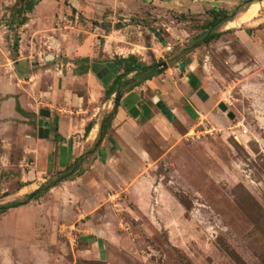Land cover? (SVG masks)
Segmentation results:
<instances>
[{"label":"rangeland","instance_id":"1","mask_svg":"<svg viewBox=\"0 0 264 264\" xmlns=\"http://www.w3.org/2000/svg\"><path fill=\"white\" fill-rule=\"evenodd\" d=\"M34 1L38 7L27 12ZM245 1L225 3L224 16L236 12L234 19L193 51L188 49L204 37L210 19L180 14L186 7L173 0L167 5L158 0H15L0 13V85L10 91L4 94L12 99L8 108L19 114L16 131L43 119L40 109L85 116L66 100L57 103L55 95L35 91L56 93L62 89L58 80L67 79L70 90L90 87L103 95L107 87L91 72L93 62L131 58L138 67H148L186 50L161 75L182 61L196 63L210 95L189 131L175 123L178 134L165 144L152 130L139 135L151 161L146 186L131 191L117 188L108 173L106 158L117 149L110 123L101 145L82 157L74 175L26 205L0 212V264H264V0ZM252 6L259 7L257 17L238 22ZM25 57L26 70L37 75L31 88L13 75L18 63L11 59ZM88 72L93 79L84 75ZM183 73L172 74L171 80L181 89ZM94 78L99 85L92 84ZM101 95L89 97L93 107L87 111L91 115L101 106L95 117L99 127L114 104V94L109 99ZM185 103L180 101L181 110ZM5 134L0 132V206L26 201L68 173L78 159L61 169L53 159V167L44 169V149L34 161L24 155L21 135ZM98 136L99 130L81 156ZM29 172L33 178L26 183L33 186L22 189L25 184L18 179ZM99 239L100 255L91 246Z\"/></svg>","mask_w":264,"mask_h":264},{"label":"crops","instance_id":"2","mask_svg":"<svg viewBox=\"0 0 264 264\" xmlns=\"http://www.w3.org/2000/svg\"><path fill=\"white\" fill-rule=\"evenodd\" d=\"M12 1L0 0L1 14L7 12V6H9ZM173 1L178 3V5L186 7V9H180V14H185L183 12L189 11L191 14L206 15L210 19V22L217 15H224L223 11L224 8H226L225 3H234V0ZM158 2L167 5L171 4L172 0H158ZM34 7L37 8L38 5L35 4ZM11 60L14 64L18 63L17 67H14L15 71L13 75L14 77H17L18 80L20 79V82L30 85L31 81L37 78L36 72L30 71L28 69L26 70V63L29 61L28 57H25L24 59L17 58L15 60L12 58ZM22 65L24 66L23 68H21ZM186 67L187 69H185ZM120 68L122 74V67ZM183 69L184 73L179 81L181 84H183L181 89L177 83L171 82V80L173 77L172 74L182 73ZM172 70L173 71L170 70L166 74H159L157 77L144 80L142 82L145 83L142 84V82H140L137 86L126 89L120 96L119 104L116 108L115 115L110 126L111 142L115 143L114 146H116L117 149L114 150L113 153L111 152L112 155L110 157L107 156L106 158V166L110 168V170L108 169V173H110L115 179L117 188L122 187L127 191H131L137 186L145 187L148 182L146 175L150 168L151 160L139 142L140 134H145L146 132H149V130H152L154 133L158 134L162 140V143L165 144L164 140L170 141L175 137V135L178 134L174 128L175 123L180 124L187 131L192 129L196 115H200L199 112L202 111L209 101L210 95L206 89L201 75L197 73L196 63L187 66L182 61L177 64V68L174 67ZM84 75L86 77L88 76V78L92 76L89 72L88 74ZM25 78H28L27 82L23 80ZM91 78L93 79V77ZM66 80L67 79H65V81L64 79H61L60 86L62 89L56 93L53 91L41 92L39 90L35 92L45 94V96L50 95V97L55 95L56 99H58L57 103H60L58 102L59 100H66L68 104H71L72 106H78L82 112H85L86 115L73 118L71 116H62L58 114L54 115V113L49 111L50 117L42 119L48 123L49 132L47 138H40L38 135L39 119L34 120L33 126L27 125L25 126L26 129H18V131H22L24 133H19L16 131L17 129L15 130L16 126L20 127L18 123H15V120L20 117L16 110H11L12 108H8V106H11L10 101L12 99L9 101V97L6 100V95L4 94H9L8 92L10 91H8L7 87L4 85H0V94L2 98V101L0 102V119H3L2 123L0 124V132H7L8 135L10 134L12 136L21 135L23 138L18 140L23 141L22 143L26 152L24 155L30 157L34 161L38 162V157L42 156V151L40 152L39 148L44 149L45 164H41V167L44 169L45 167H49L48 164H52L53 159L55 160V167L57 169H61L76 159V157L79 158L81 156V150L93 144L97 131L100 130L101 127V125L99 127V123L95 119L99 112H101V106L95 107V110H97L95 113H92L91 115L87 114V111L91 110V107H93L92 101L89 99V97L92 99H98L101 95L99 94V91H95L94 88L91 89L90 87H84V89H80L78 86L77 88L74 86L75 89L72 87L73 90H70L68 89V85H66ZM79 80L81 79L78 78V81ZM92 84L96 86L97 84L99 85V82L94 78ZM31 86L34 87L35 85H30V88ZM20 87L21 85L19 83V88ZM105 94L103 93L101 96L104 97ZM155 97L160 102H162V104L174 116V123H172L174 120L168 121L162 112L152 102ZM183 99L186 100L184 108L185 110H181L179 107L180 101ZM99 101L101 105L102 99ZM41 110L44 109H40L39 113ZM31 113L35 115L36 111H31ZM7 126H10V131H5L7 130L5 128H9ZM30 145H32V148H29L31 147ZM100 154L101 153H99L98 156ZM127 161H130L131 164H128ZM124 166L125 168H123ZM51 167L53 166L51 165ZM21 178L18 179V182H24L25 184L22 189L32 188L33 184L27 185L26 183L33 178L32 172L24 174V176H21ZM106 184L110 185L108 181ZM96 198L97 197H95V201H100V199ZM106 200L107 199L104 201ZM103 234L104 232H99L100 236H98L102 238ZM86 236H92L87 237L88 239H91L96 235L93 233ZM99 243H101L100 239L91 243L93 252L97 251V254H99L100 250Z\"/></svg>","mask_w":264,"mask_h":264},{"label":"water","instance_id":"3","mask_svg":"<svg viewBox=\"0 0 264 264\" xmlns=\"http://www.w3.org/2000/svg\"><path fill=\"white\" fill-rule=\"evenodd\" d=\"M254 0H249V1H245V3H252ZM261 1V0H260ZM239 9V7L236 8V10ZM236 15V12L233 13L230 16H223L221 19L217 20L204 34V37H202L200 40H198L196 43H194L189 49L188 51H193L194 49H196L197 47H199L200 44H202L205 40V38L209 37L211 34L214 33L215 29L217 27H219L220 25H223L224 23H229L230 21H232L234 19ZM151 31L154 33V36L162 43V45L166 46L167 43L164 41V39L161 37V35L156 32L155 29H151ZM181 54H178L176 57H174L173 59H168L167 61H162L161 63H156L153 67L154 70L156 71H147L145 73V75H141V76H132L129 79H127L126 81H119L117 86H116V90L114 93V104H113V108L111 113L104 119V121L101 124L100 130H99V136L98 139L96 141V143L94 144V146L92 147V149H90L88 152H86L84 155L80 156L75 163L73 164L72 168L70 169V171L68 173H66L65 175H63L61 178L57 179L55 182H53L52 184H50L49 186H45V187H40L38 189H36L35 191H33L32 193H30L27 196V200L23 201V202H15V203H10L7 205H1L0 206V212L6 211L8 209L11 208H15L18 206H22V205H26L28 203V201L33 200L37 195L41 194L44 191H49L51 188L56 187L59 183L66 181L68 178H70L72 175H74L79 167H80V158L81 157H87L90 154H93L96 149L101 145L103 139H104V135L106 134V130L109 127L112 119L114 118L115 115V111L116 108L118 107L119 104V99L120 96L122 94L123 91H125L126 89H128L129 87L135 85L136 83H138L139 81H144L149 77H152L153 74H161L164 71H166L167 69L170 68V62H172L173 60H178L180 59ZM169 63V64H168ZM91 72L94 74V76L101 82V84L104 87L109 86L115 79V77H117L118 75L121 74V68L113 61H106V62H93L91 64L90 67ZM61 84V79H59V85ZM156 107L162 112V114L166 117V119L168 121H173L174 120V116L170 113V111L162 104V102H160L156 97L153 99L152 101ZM219 109L223 112H227V108L226 106H224L223 104L219 105ZM39 115L41 116V118H49L50 117V113L47 110H41ZM228 117L230 119H233V115L232 113H228ZM48 123L46 121H43L42 119L39 120L38 122V135L40 138L44 137L47 138L48 137Z\"/></svg>","mask_w":264,"mask_h":264},{"label":"trees","instance_id":"4","mask_svg":"<svg viewBox=\"0 0 264 264\" xmlns=\"http://www.w3.org/2000/svg\"><path fill=\"white\" fill-rule=\"evenodd\" d=\"M35 4H36L35 1L29 3L26 6V11L27 12L32 11L33 8H34V6H35ZM20 12H22V9H20ZM219 17L220 16L217 15L215 18H213V20L208 24V26L211 27L219 19ZM25 20L27 21V18L22 20L21 25L26 22ZM206 29H208V27ZM215 37H217V34L213 33L209 37L205 38L204 42H207L208 40L213 39ZM115 63L119 67H123V73L120 74V75H118L117 77H115L114 81L109 86H107V88H106V94H105V97L106 98H110V96H112L115 93L116 86H117V84H118L119 81H122L126 76H128L131 73H133L138 68V66L133 63V61L131 60V58H128V59L120 58V59L115 60ZM149 78H147V79H149ZM140 82H142V81H139L138 83H136L135 85H133V86H131L129 88H133V87L137 86ZM80 160H82V157L80 158Z\"/></svg>","mask_w":264,"mask_h":264},{"label":"bare ground","instance_id":"5","mask_svg":"<svg viewBox=\"0 0 264 264\" xmlns=\"http://www.w3.org/2000/svg\"><path fill=\"white\" fill-rule=\"evenodd\" d=\"M258 10H259V7H257V6L250 7V9H248L242 16H240V19L238 22L246 23V22L252 21L253 19H255V17H257ZM236 23H233L231 28Z\"/></svg>","mask_w":264,"mask_h":264},{"label":"flooded vegetation","instance_id":"6","mask_svg":"<svg viewBox=\"0 0 264 264\" xmlns=\"http://www.w3.org/2000/svg\"><path fill=\"white\" fill-rule=\"evenodd\" d=\"M224 15H221L220 17H219V19H221L222 17H223ZM218 19V20H219ZM186 50H183V51H181V53H179V54H181V57L182 56H184L185 54H186ZM180 57V58H181ZM171 63V62H170ZM169 64V63H168ZM154 65H152V66H148V67H138L135 71H134V75L135 76H141V75H145V73L147 72V71H156V70H154V67H153Z\"/></svg>","mask_w":264,"mask_h":264},{"label":"built area","instance_id":"7","mask_svg":"<svg viewBox=\"0 0 264 264\" xmlns=\"http://www.w3.org/2000/svg\"><path fill=\"white\" fill-rule=\"evenodd\" d=\"M234 134V133H233ZM236 139V137H234Z\"/></svg>","mask_w":264,"mask_h":264}]
</instances>
